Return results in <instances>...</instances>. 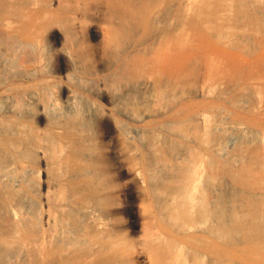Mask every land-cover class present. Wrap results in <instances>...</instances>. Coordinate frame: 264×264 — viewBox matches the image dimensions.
I'll return each mask as SVG.
<instances>
[{
    "label": "bare ground",
    "instance_id": "obj_1",
    "mask_svg": "<svg viewBox=\"0 0 264 264\" xmlns=\"http://www.w3.org/2000/svg\"><path fill=\"white\" fill-rule=\"evenodd\" d=\"M263 23L264 0H0V264H264Z\"/></svg>",
    "mask_w": 264,
    "mask_h": 264
},
{
    "label": "rangeland",
    "instance_id": "obj_2",
    "mask_svg": "<svg viewBox=\"0 0 264 264\" xmlns=\"http://www.w3.org/2000/svg\"><path fill=\"white\" fill-rule=\"evenodd\" d=\"M252 20H255L256 18L251 17ZM251 38L253 41V47L247 51V53L244 55V58L247 60H253L256 59L257 57L263 56L262 61H264V23L263 26L260 29H253L251 33ZM254 61V60H253ZM249 65V64H248ZM254 68L252 69H246L245 73L251 74L253 73L252 71L256 69L259 73L263 72L264 73V62L263 65L259 63L258 67L253 66ZM261 71V72H260ZM264 87V83H263Z\"/></svg>",
    "mask_w": 264,
    "mask_h": 264
}]
</instances>
